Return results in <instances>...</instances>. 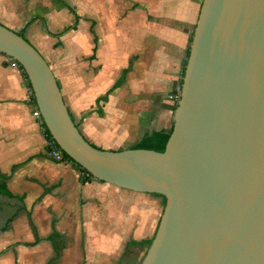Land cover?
Returning <instances> with one entry per match:
<instances>
[{
    "label": "water",
    "instance_id": "1",
    "mask_svg": "<svg viewBox=\"0 0 264 264\" xmlns=\"http://www.w3.org/2000/svg\"><path fill=\"white\" fill-rule=\"evenodd\" d=\"M56 147L91 178L165 200L143 264H264V0H202L163 153L105 151L40 54L0 25Z\"/></svg>",
    "mask_w": 264,
    "mask_h": 264
},
{
    "label": "crops",
    "instance_id": "2",
    "mask_svg": "<svg viewBox=\"0 0 264 264\" xmlns=\"http://www.w3.org/2000/svg\"><path fill=\"white\" fill-rule=\"evenodd\" d=\"M131 1L133 4L123 21L128 26L126 34H114L116 28L113 29L110 22L111 28L103 36L110 43L100 38L94 51V37L90 33L92 24L88 28L78 14H75L78 20L74 30L60 36L63 37L61 41L60 37H53L67 23L74 24V17L62 5L66 3L59 0H0V25L23 34V38L45 60L74 125L83 138L98 149L102 143L99 134L109 129L106 128L109 119L102 117L98 99L110 89V80L118 79L112 89L119 83L118 106L122 109L127 108L128 95L145 88L161 93L162 97L168 96L171 83L187 56L202 3V0ZM110 3V13L116 12L118 9L113 0ZM59 6L65 10L63 14L67 13L65 23L52 22V14L60 10ZM82 29L86 33L80 35ZM31 100V89L19 66L0 54V176L4 178H0V184L3 183L11 195H0V199L1 202L5 199L19 203L33 229L32 244L26 246L28 250L22 264H61L72 251H76L74 256L79 260L71 258L68 264H115L118 243L112 236L118 230L111 229L114 221L105 216L108 212L105 207L110 205L112 197H125L124 193L133 197L149 194H136L95 182L72 163L50 160L44 131L32 117L34 106ZM159 112L160 122L151 121L147 129L150 134L165 132L163 128L158 129L156 123L165 127L170 118L169 108L163 103ZM122 127L124 131L127 129L125 125ZM51 199L60 221L53 216L44 218L40 221L42 232L38 234L31 212L27 210L33 202L40 208L52 204ZM96 204L101 208L94 214ZM79 207L84 217V248L80 247L79 236L74 250L66 255L64 248L60 253L58 240L64 221L68 219L64 218L68 214L65 211L73 215ZM152 208L156 215L158 203ZM18 213L6 223L15 219Z\"/></svg>",
    "mask_w": 264,
    "mask_h": 264
},
{
    "label": "rangeland",
    "instance_id": "3",
    "mask_svg": "<svg viewBox=\"0 0 264 264\" xmlns=\"http://www.w3.org/2000/svg\"><path fill=\"white\" fill-rule=\"evenodd\" d=\"M59 1L66 3L75 14L80 15L88 28L90 24H92V30L98 42L100 38L105 42L107 41L103 39V36L107 29L111 28L110 22L112 26H114L113 29L116 28L114 34H126L128 26L125 25L123 21L126 19L127 11L133 4L131 0H113L115 7L118 10L111 13L110 9L112 8V4L110 3V0ZM58 8H60L62 12L56 10L55 13L52 14V22L56 21V23H65L67 21V13H64L66 14L64 15L63 12H65V10L61 6ZM42 14H46V12H42ZM71 24V22H69V24L67 23L56 33L62 32ZM83 32L86 33V30L82 29L80 35L83 34ZM69 33L70 32H67L64 35H68ZM192 36L193 32L189 48ZM62 38L63 37H60L59 41H61ZM107 43H110L109 40ZM186 62L187 56L184 58L179 71L176 73L175 80L171 83V91L168 96L162 97L161 93L155 91L152 92V90L148 88H145L143 91H137L136 94L132 92V96L128 95L127 97L126 109H122L118 106V86L116 87L115 85L114 89H112L118 79L112 78L110 80V89L105 90L102 97L98 99L100 101L98 106H101L103 110L102 117L104 118V116H107L109 119V124L106 125V128L109 129H105V131L98 136L100 142H102L101 150L118 152L130 150L138 145L144 137L150 135V131H147V129L149 125L152 124L151 121L156 119L160 122L159 109L163 107V103L169 108L170 118L165 127H162L161 123H156V125L158 129L163 128V130H165V132L161 131L163 133L167 134L170 131L169 127L173 124V116L180 99V88ZM103 99L106 101H102ZM109 125L110 127H108ZM122 125L127 126L125 131L123 130ZM92 180L94 179L92 178ZM95 182L99 181L95 180ZM124 194L126 195L125 197H112L110 205L107 204L105 207L108 209L105 216L114 221V224L110 226L111 229L118 230V232L116 234L113 233L112 236L114 241L118 243L115 252L117 255L115 264H143L154 239L164 209V203L162 198L156 195H137L134 196L136 199H133L134 197L131 196L130 193ZM2 201L3 202H1L0 199V264H22L24 253L28 250V247L26 246L32 244L31 238L33 229L30 228L25 214L20 209L21 205L19 203L5 199H2ZM49 202L52 204L41 208L39 206L36 207L33 202L32 207L27 210L31 212L32 223L35 227V232L38 234L42 232V222L40 221L44 220V218L46 220L50 216H53L56 218L57 222L60 221V219L56 217L57 214L53 207V199ZM155 203H158L156 215H154L152 211L154 209L152 206H154ZM100 208L101 206L96 204V206H94V214L95 211L100 210ZM16 212H19L17 217L6 223V221L11 219L12 215ZM67 212L68 214L64 215V218L68 219L64 221L60 233L61 239L58 240L60 253L66 248V250H64L66 251V255L67 252L74 250L78 246L79 236H81L80 247L84 248L85 244L83 237L85 229V226L83 225L84 217L81 215L80 207L73 215H70V211H65V213ZM46 246L48 248V245ZM75 254L76 251H72L70 256L68 255L64 258L63 263L61 261V264H68L69 259L71 258L78 261L79 257H75ZM58 261H60V258ZM51 264L58 263L52 262Z\"/></svg>",
    "mask_w": 264,
    "mask_h": 264
},
{
    "label": "trees",
    "instance_id": "4",
    "mask_svg": "<svg viewBox=\"0 0 264 264\" xmlns=\"http://www.w3.org/2000/svg\"><path fill=\"white\" fill-rule=\"evenodd\" d=\"M63 7L65 9H67V11L74 17V24L72 26H69L67 27L66 29H64L62 32H60L59 34L53 36L54 38H59L60 36L64 35L65 33L69 32V31H72L74 30L75 26H76V23H77V20H78V17L75 15V13L65 4H62ZM92 27H90V33L93 35V42H94V51L96 49V44H97V39L96 37L94 36V33H93V30H92ZM20 36L23 37V34H19ZM189 54V52H188ZM188 54H187V58H188ZM20 68V67H19ZM20 70L22 71V69L20 68ZM23 72V71H22ZM24 74V73H23ZM184 74V72H183ZM25 76V75H24ZM26 78V76H25ZM119 85V83L116 84V87ZM102 101H106L105 99H103ZM171 131H172V127L170 129V131L166 134V133H163V132H152L150 135L144 137V139L138 144L136 145L135 147L132 148V150H145V151H152V152H155V153H163L164 149H165V146H166V143L169 139V136L171 134ZM44 134H45V139L49 142H51V138L48 134V132L46 131L45 127H44ZM63 159L64 161L66 162H69V163H72L74 164L72 161H70L64 154H63ZM75 165V164H74ZM78 167V166H76ZM79 168V167H78ZM83 171V170H82ZM84 172V171H83ZM85 173V172H84ZM87 174V173H85ZM88 176V179H91V177L87 174ZM1 179H4L2 176H0ZM0 195H3V196H6V197H11L10 193L6 190L5 188V185L2 183L0 184ZM157 196V195H156ZM160 197V196H158ZM162 198V197H160ZM163 200V203L165 205V200L164 198H162ZM143 244V243H142Z\"/></svg>",
    "mask_w": 264,
    "mask_h": 264
},
{
    "label": "built area",
    "instance_id": "5",
    "mask_svg": "<svg viewBox=\"0 0 264 264\" xmlns=\"http://www.w3.org/2000/svg\"><path fill=\"white\" fill-rule=\"evenodd\" d=\"M14 65L18 66L14 61H12ZM31 103L33 104L34 106V110L32 112V117L35 118L39 124L41 125L43 131H44V125H43V122H42V119H41V116H40V113L38 111V109L36 108V105L34 103V99H33V95H32V92H31ZM44 137H45V134H44ZM46 138V137H45ZM52 140V139H51ZM46 142L48 143V158L56 163H61L64 161L63 159V153L56 147V145L54 144L53 141L49 142L46 140Z\"/></svg>",
    "mask_w": 264,
    "mask_h": 264
}]
</instances>
